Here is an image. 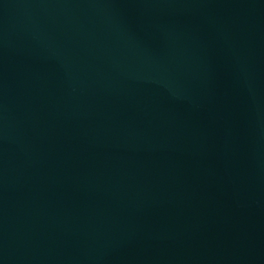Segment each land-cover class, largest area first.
<instances>
[{
	"label": "water",
	"instance_id": "obj_1",
	"mask_svg": "<svg viewBox=\"0 0 264 264\" xmlns=\"http://www.w3.org/2000/svg\"><path fill=\"white\" fill-rule=\"evenodd\" d=\"M0 264H264V0H0Z\"/></svg>",
	"mask_w": 264,
	"mask_h": 264
}]
</instances>
